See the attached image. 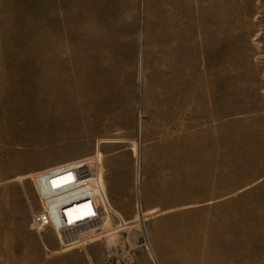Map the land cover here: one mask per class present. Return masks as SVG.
Wrapping results in <instances>:
<instances>
[{
    "label": "rangeland",
    "instance_id": "rangeland-1",
    "mask_svg": "<svg viewBox=\"0 0 264 264\" xmlns=\"http://www.w3.org/2000/svg\"><path fill=\"white\" fill-rule=\"evenodd\" d=\"M62 166L111 211L66 249L32 227ZM140 203L150 245L109 257ZM190 235L197 264H264V0H0V264H192Z\"/></svg>",
    "mask_w": 264,
    "mask_h": 264
},
{
    "label": "built area",
    "instance_id": "built-area-1",
    "mask_svg": "<svg viewBox=\"0 0 264 264\" xmlns=\"http://www.w3.org/2000/svg\"><path fill=\"white\" fill-rule=\"evenodd\" d=\"M36 181L42 206L32 218L35 230L52 229L58 236L60 246L66 249L90 242L96 233L91 234V231L104 229L111 211L104 200L98 177L87 180L82 177L79 166H62L38 175ZM137 212L141 229L124 230L125 236L119 238L117 244L118 250L125 256L150 244L141 203L140 207L137 205ZM122 244L126 245L124 250ZM108 256L115 257L111 254Z\"/></svg>",
    "mask_w": 264,
    "mask_h": 264
},
{
    "label": "bare ground",
    "instance_id": "bare-ground-1",
    "mask_svg": "<svg viewBox=\"0 0 264 264\" xmlns=\"http://www.w3.org/2000/svg\"><path fill=\"white\" fill-rule=\"evenodd\" d=\"M130 229L129 228H123L120 230H127ZM133 229V228H132ZM120 230H116V229H111L108 228L107 230H104V234H108V238H107V249H109V251L107 252L108 254H111L112 256H115L116 258H119L120 256L124 255V253L120 252L117 248V244L119 241V236L118 233ZM192 237V240L196 241L198 238L194 235H190ZM150 245V244H149ZM148 245V246H149ZM202 248L200 245V242L197 240L196 245L195 246H191L189 248H187V250L189 251V261L192 264H197L198 263V259H197V251ZM197 254V255H196ZM175 257H177L178 259L180 258V253L179 251L174 253ZM133 256V255H132ZM132 256L130 257V259L132 258Z\"/></svg>",
    "mask_w": 264,
    "mask_h": 264
},
{
    "label": "crops",
    "instance_id": "crops-1",
    "mask_svg": "<svg viewBox=\"0 0 264 264\" xmlns=\"http://www.w3.org/2000/svg\"><path fill=\"white\" fill-rule=\"evenodd\" d=\"M124 182H125L124 176L119 170L113 171L112 174L109 176V179H106L107 193L109 194L112 200V204L115 206L123 204L122 197L124 193L123 186H125ZM114 211L116 213L118 212L115 209V207H114Z\"/></svg>",
    "mask_w": 264,
    "mask_h": 264
}]
</instances>
